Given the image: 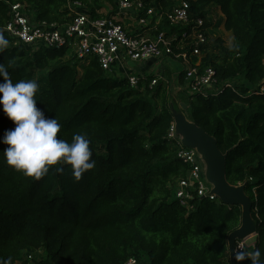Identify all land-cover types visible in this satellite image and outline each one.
<instances>
[{"label": "trees", "instance_id": "obj_1", "mask_svg": "<svg viewBox=\"0 0 264 264\" xmlns=\"http://www.w3.org/2000/svg\"><path fill=\"white\" fill-rule=\"evenodd\" d=\"M70 1L99 19L119 0ZM70 1L0 0V33L9 41L0 64L13 83H39L37 107L58 119V138L71 142L74 134L85 135L96 162L79 182L69 165H59L63 174L53 166L36 181L6 165L7 146L0 144V261L29 264L28 254L42 251L37 264H123L130 258L142 264H232L228 237L241 226L242 209L197 198L189 209L176 197L189 167L167 139L174 123L168 83L152 86L159 76L138 73L134 88L126 77L104 71L97 57L79 59L70 47L15 46L3 30L16 4L34 24L67 26L76 17ZM188 1L192 18L204 19L205 27L213 25L209 16L216 8L225 17L233 43L226 47L214 38L201 66L216 70L219 85L232 86L218 95L187 96L185 114L228 153L227 180L245 186L253 202L258 231L252 251H261L264 264V0ZM173 3L148 2L157 11ZM158 31L173 35L182 29L163 21ZM177 81L186 89L184 72ZM12 128L0 106V137Z\"/></svg>", "mask_w": 264, "mask_h": 264}, {"label": "built area", "instance_id": "obj_2", "mask_svg": "<svg viewBox=\"0 0 264 264\" xmlns=\"http://www.w3.org/2000/svg\"><path fill=\"white\" fill-rule=\"evenodd\" d=\"M165 1L174 3L168 10L162 8L157 11L148 4L149 0H119L115 11L99 19H92L89 13L80 11V2L70 1L68 8L76 13V17L63 27L34 24L25 7L16 4L11 7V20L3 30L15 46L33 50L70 47L79 59L97 57L104 71L115 78L126 77L134 88L139 86L141 78L138 76L140 72L131 64L145 68L150 60L159 62L165 58L181 64L187 82L186 96L218 95L225 87H231L232 82L219 85L216 70L212 66H201L203 58L211 51L210 44L216 38L219 18L215 10L209 16L213 25L205 27L204 19L192 18L188 0ZM125 17L134 20L135 26L126 28L123 21ZM163 21L172 28H181L182 32L173 35L159 32ZM153 32L157 34L153 35ZM159 80L161 77L155 78L151 85H157ZM261 92L264 93V87ZM167 139L179 148L177 158L189 167L187 178L179 181L176 187V197L181 204L190 209V201L195 198L210 201L218 199L212 192L213 185L207 180L206 163L197 150L182 145V138L176 134L175 123ZM248 240L238 241L236 252L245 251ZM35 255L28 254L29 264H37ZM123 264L142 263L130 258Z\"/></svg>", "mask_w": 264, "mask_h": 264}, {"label": "clouds", "instance_id": "obj_3", "mask_svg": "<svg viewBox=\"0 0 264 264\" xmlns=\"http://www.w3.org/2000/svg\"><path fill=\"white\" fill-rule=\"evenodd\" d=\"M8 46L9 41L0 33V52ZM0 78L3 81L0 82V106L14 124V128L0 137V144L7 146L3 151L7 166L26 178L39 181L53 166L56 173L63 174L64 168L59 165H69L76 182L95 168L90 140L83 134H74L71 142L58 138L61 131L58 119L47 118L37 107L36 95L40 88L37 81L13 83L5 64H0ZM260 257L261 251L256 249L235 252L234 258L237 262L250 260L251 264H261ZM0 264H11V258Z\"/></svg>", "mask_w": 264, "mask_h": 264}, {"label": "water", "instance_id": "obj_4", "mask_svg": "<svg viewBox=\"0 0 264 264\" xmlns=\"http://www.w3.org/2000/svg\"><path fill=\"white\" fill-rule=\"evenodd\" d=\"M158 61L152 59L146 63L145 68L134 64L131 66L138 72L145 74ZM182 111H176L173 106L171 111L174 116L176 134L182 138L185 148L197 150L206 163L207 180L213 185V194L218 200L229 207L242 209L241 226L228 237L229 254L232 264H235L236 244L238 241L257 236L258 225L253 217V202L245 192V186H233L227 180L228 153H223L217 140L204 129L191 122L185 114L187 109L183 105Z\"/></svg>", "mask_w": 264, "mask_h": 264}, {"label": "rangeland", "instance_id": "obj_5", "mask_svg": "<svg viewBox=\"0 0 264 264\" xmlns=\"http://www.w3.org/2000/svg\"><path fill=\"white\" fill-rule=\"evenodd\" d=\"M109 8L110 6L104 11L106 12L107 10H109ZM215 34L217 38H221L223 40L226 47H230L232 45L233 36L231 35V33L227 32L225 28H223V24L220 19L218 21V28H216ZM163 67H166L165 73L161 70ZM181 72H183L181 64L171 58L162 59L161 61L153 65L149 71L146 72L147 77L159 76L161 77V80L163 79L162 81H164L165 84L168 83L172 95L171 107L173 106L176 111H182L183 105L187 106V96L185 95L182 87H180V85L177 83ZM140 74L142 73L140 72ZM242 81L243 80L240 79L237 82L240 83ZM42 256V251L41 253L35 255L36 259H40Z\"/></svg>", "mask_w": 264, "mask_h": 264}, {"label": "crops", "instance_id": "obj_6", "mask_svg": "<svg viewBox=\"0 0 264 264\" xmlns=\"http://www.w3.org/2000/svg\"><path fill=\"white\" fill-rule=\"evenodd\" d=\"M215 12L218 16V18L221 20L222 24H223V28H225V17L222 15L221 11L219 9H215ZM106 14V16H108L109 14H111V10H107L106 12H104ZM124 21V25L126 28H130L131 26H135V21L130 19L129 17H125L123 18ZM166 67H163V71L165 70ZM168 68V67H167ZM183 89V88H182ZM185 89V88H184ZM183 89V90H184ZM256 239L257 236H253L248 240V247L247 249L250 250V252L254 249L255 247V243H256Z\"/></svg>", "mask_w": 264, "mask_h": 264}]
</instances>
